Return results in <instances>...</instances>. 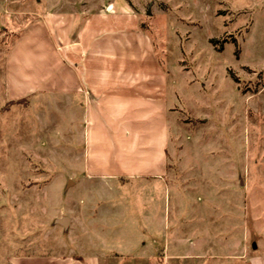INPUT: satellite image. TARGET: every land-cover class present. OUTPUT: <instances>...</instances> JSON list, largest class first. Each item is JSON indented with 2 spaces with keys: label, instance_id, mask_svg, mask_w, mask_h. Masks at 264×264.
Listing matches in <instances>:
<instances>
[{
  "label": "rangeland",
  "instance_id": "obj_1",
  "mask_svg": "<svg viewBox=\"0 0 264 264\" xmlns=\"http://www.w3.org/2000/svg\"><path fill=\"white\" fill-rule=\"evenodd\" d=\"M108 1L0 0V264L137 253L143 214L201 220L208 240L229 231L264 253V0H124L167 79L162 179L83 176L76 95L7 102L5 57L25 25L48 12L81 20ZM89 201L96 220L109 211L108 231L87 222ZM65 215L68 233L54 222Z\"/></svg>",
  "mask_w": 264,
  "mask_h": 264
},
{
  "label": "crops",
  "instance_id": "obj_2",
  "mask_svg": "<svg viewBox=\"0 0 264 264\" xmlns=\"http://www.w3.org/2000/svg\"><path fill=\"white\" fill-rule=\"evenodd\" d=\"M80 14L81 20L75 10L48 12L25 25L5 57L7 102L36 94H62L69 101L76 95L81 132L76 158L83 161V176L100 181L162 179L169 171L170 108L166 75L152 43L127 1L110 0L96 12ZM95 208L94 202H87V222H101L95 227L108 231L109 211H100L96 220ZM80 213L77 210L73 220L76 229ZM55 221L65 233L70 231L69 216ZM136 221L142 239L139 254L98 252L76 255V260L21 257L16 264H111L119 257L118 264H264V253L255 249L253 240L250 250L247 239L229 231L210 241L198 228L201 220L167 217L162 224L160 216L143 214Z\"/></svg>",
  "mask_w": 264,
  "mask_h": 264
},
{
  "label": "trees",
  "instance_id": "obj_3",
  "mask_svg": "<svg viewBox=\"0 0 264 264\" xmlns=\"http://www.w3.org/2000/svg\"><path fill=\"white\" fill-rule=\"evenodd\" d=\"M14 102H21V101H14ZM14 102H8V103L12 104V103H14Z\"/></svg>",
  "mask_w": 264,
  "mask_h": 264
},
{
  "label": "water",
  "instance_id": "obj_4",
  "mask_svg": "<svg viewBox=\"0 0 264 264\" xmlns=\"http://www.w3.org/2000/svg\"><path fill=\"white\" fill-rule=\"evenodd\" d=\"M63 223H64V221H63Z\"/></svg>",
  "mask_w": 264,
  "mask_h": 264
}]
</instances>
